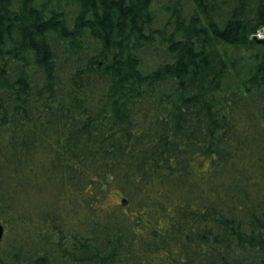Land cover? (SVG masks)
Instances as JSON below:
<instances>
[{
	"label": "trees",
	"instance_id": "obj_1",
	"mask_svg": "<svg viewBox=\"0 0 264 264\" xmlns=\"http://www.w3.org/2000/svg\"><path fill=\"white\" fill-rule=\"evenodd\" d=\"M263 25L264 0H0V264H264Z\"/></svg>",
	"mask_w": 264,
	"mask_h": 264
},
{
	"label": "built area",
	"instance_id": "obj_2",
	"mask_svg": "<svg viewBox=\"0 0 264 264\" xmlns=\"http://www.w3.org/2000/svg\"><path fill=\"white\" fill-rule=\"evenodd\" d=\"M251 37L256 39H264V25L258 27L251 35Z\"/></svg>",
	"mask_w": 264,
	"mask_h": 264
},
{
	"label": "rangeland",
	"instance_id": "obj_3",
	"mask_svg": "<svg viewBox=\"0 0 264 264\" xmlns=\"http://www.w3.org/2000/svg\"><path fill=\"white\" fill-rule=\"evenodd\" d=\"M217 46L220 47V48L223 47V45L220 46V44H218ZM198 163H199V166L202 167V168L205 167V166L207 165L205 159L198 160ZM109 200H110L111 202H115V201H118V197H116V196L113 195V194H110V196H109Z\"/></svg>",
	"mask_w": 264,
	"mask_h": 264
},
{
	"label": "water",
	"instance_id": "obj_4",
	"mask_svg": "<svg viewBox=\"0 0 264 264\" xmlns=\"http://www.w3.org/2000/svg\"><path fill=\"white\" fill-rule=\"evenodd\" d=\"M253 41L255 43H260V44H264V39H256V38H253ZM3 234H4V227L0 221V242L2 240V237H3ZM112 264H115V263H112Z\"/></svg>",
	"mask_w": 264,
	"mask_h": 264
}]
</instances>
